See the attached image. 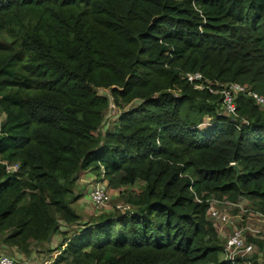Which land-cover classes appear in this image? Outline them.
Instances as JSON below:
<instances>
[{"label":"trees","instance_id":"obj_1","mask_svg":"<svg viewBox=\"0 0 264 264\" xmlns=\"http://www.w3.org/2000/svg\"><path fill=\"white\" fill-rule=\"evenodd\" d=\"M180 70L264 95V0H0L3 241L49 239L62 219L80 225L57 263L238 264L220 258L207 210L227 195L264 213V107L240 91L231 119ZM98 87L139 98L104 133ZM84 171L111 188L141 181L123 196L135 208L82 222Z\"/></svg>","mask_w":264,"mask_h":264},{"label":"rangeland","instance_id":"obj_2","mask_svg":"<svg viewBox=\"0 0 264 264\" xmlns=\"http://www.w3.org/2000/svg\"><path fill=\"white\" fill-rule=\"evenodd\" d=\"M185 72L181 71L179 73L180 79H186L184 75ZM191 86L194 87L193 83ZM167 89L175 93L181 92L178 85L170 86ZM97 92L107 96L108 98V104L103 110L99 125V130L102 133L113 127L119 113L123 110L129 109L139 101V98L134 97L128 101H123L118 98L116 102L107 88L98 87ZM4 117L5 116L2 113L0 125ZM205 120L208 121V118ZM200 125L207 126L208 123L202 122ZM101 175L102 173L95 175L92 172L84 171L80 174L73 185V193L76 195V199L73 200L72 205L79 213L80 220L82 222L90 220L91 217L98 215L101 212L120 213L125 209L135 208L130 203H127L123 196L126 194V191L138 190L141 183L139 180H136L131 184L122 185L119 188L108 187L105 204L96 206L89 196V191L95 182L101 181ZM210 203L217 209L218 213H225L228 215V220L223 222L221 219L212 216L209 212L207 213L208 217L213 221L223 245L228 234H230L235 228L243 227L245 240L247 242H252L254 248L252 253L245 254L243 258L248 260L256 257L259 264H264V229L255 217L254 210L256 207L254 203L245 197L232 199L227 195H213L210 198ZM63 221L64 220L62 219L59 220L60 225L58 230L53 233L49 239L40 240L28 237L23 241L18 240L5 242L3 241L2 234L0 233V252L8 253L18 264H64L63 262H55L56 255L60 249V242L64 237V232L67 235L70 234L74 231V229L78 228L80 223H78V221L72 223L66 221L63 223ZM221 225L222 230L220 231L218 229ZM239 253L240 252H237L235 255L238 256ZM223 257H226L225 253L220 254V258Z\"/></svg>","mask_w":264,"mask_h":264},{"label":"built area","instance_id":"obj_3","mask_svg":"<svg viewBox=\"0 0 264 264\" xmlns=\"http://www.w3.org/2000/svg\"><path fill=\"white\" fill-rule=\"evenodd\" d=\"M185 78L193 83L195 88H204L207 87L211 92L218 93L221 97V109L224 114L229 116L231 119H237L238 113L236 109V102L235 97L238 92L242 91L246 94L250 95L254 103L259 107H264V95L258 93L254 90H251L246 84L239 83L237 81H229V82H219L213 81L204 76V74L199 71H186L184 73ZM214 84L215 86H212ZM2 116V112H0V119ZM240 124L247 123V119L241 118ZM17 167V163L9 164L6 162V168L8 170L15 169ZM108 184L107 180L103 178L101 175V181L95 182L94 185L91 186L89 191V196L92 202L96 206H101L105 204L107 192H108ZM211 198V197H210ZM210 213L212 216L221 219L223 222L228 220V215L225 213H218L217 209L213 207L210 203L209 199V207L207 213ZM254 214L256 219L261 223L264 229V213L260 210L255 209ZM247 227V226H245ZM218 230H222V225ZM253 243L247 242L243 235V227L235 228L230 234L227 235L223 253L226 254V259H230L232 261H237L238 264L245 263V264H254V257L248 260L244 259L243 256L245 254H250L253 252ZM240 252L238 256L235 254ZM240 259V260H238ZM0 264H18L14 258L9 255L8 253L0 252Z\"/></svg>","mask_w":264,"mask_h":264},{"label":"water","instance_id":"obj_4","mask_svg":"<svg viewBox=\"0 0 264 264\" xmlns=\"http://www.w3.org/2000/svg\"><path fill=\"white\" fill-rule=\"evenodd\" d=\"M231 165L234 167V169L236 170V172L239 173L240 170H239L238 164L232 162Z\"/></svg>","mask_w":264,"mask_h":264}]
</instances>
